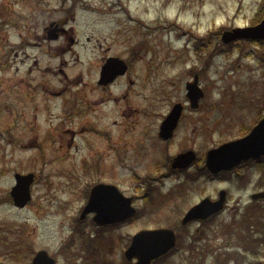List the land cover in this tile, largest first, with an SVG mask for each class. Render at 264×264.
Segmentation results:
<instances>
[{
  "label": "rangeland",
  "instance_id": "obj_1",
  "mask_svg": "<svg viewBox=\"0 0 264 264\" xmlns=\"http://www.w3.org/2000/svg\"><path fill=\"white\" fill-rule=\"evenodd\" d=\"M112 1L82 0L88 4L75 8L72 15L73 11L64 12L71 4L61 0H0V153L3 151L0 225L4 229L0 237V260L7 264H27L30 256L17 257L13 249L21 243L29 247V251L47 247L57 264H127L122 251L134 233L141 229L168 227L178 233L180 245L177 244L176 251L157 264H216L217 257L221 260L218 264L264 262L261 255L243 254L244 248L249 246L257 247L260 253L264 250V246H260V240L264 242V201L251 204L248 199L255 191V174L248 175V183L243 188L223 185L230 194L229 208L206 227H198V224L180 227L184 212L201 197L214 194V186L220 187L204 183L202 179L195 182L181 179L179 182L174 178H163L154 183L150 180L156 189L153 187L149 198H155V203L147 204V198L143 196L146 186L138 180V175L145 177L148 171L156 173L154 162L159 157L147 156V148L131 147L136 137L123 131L129 121L121 118L117 126L109 124V120H119L115 116L119 109L126 108L123 106L126 100L123 101L118 93L135 97L131 108L144 109V96L172 90L164 77L173 79L190 69L201 74L206 55L212 58H208L210 68L201 76L208 95L196 115L200 127L198 152L239 135L246 126L254 123V117L264 112V66L259 62L264 52L244 44V51L252 52V55L214 54L207 51L211 43L204 42V50L200 49L197 55L200 62H197L188 42L189 36L175 41L173 31L168 33L155 23L165 22L170 29L174 28L170 22H176L184 30L196 33L200 44L207 32L249 24L264 9L263 0H123L113 7L114 13L100 16L99 11L109 9ZM124 7L144 21H127ZM73 16L74 22H68L66 28L73 26L75 34L81 37L77 58L72 52L64 54L49 50L43 42V28L49 21H64ZM140 24L148 25V28L140 27ZM88 36H91L90 42L85 41ZM102 37L113 45L112 53L128 58L135 56L131 76L134 84L127 92H122L123 80L111 91L101 92L94 85L101 52L91 45ZM135 42L150 45V54H133ZM167 42L171 50L182 51L179 61L173 59L162 63L160 49L162 45H168ZM56 43L52 42V47ZM149 56L150 60L156 61L146 64ZM34 61L41 65L39 70L33 66ZM63 61H67L64 71L69 77L77 73L85 79L86 85H77L80 90L73 89L74 93L60 92L55 79L57 75H53L58 70V63ZM150 80L154 81L149 84ZM48 84L56 87L49 89ZM69 95L76 98V105L79 104L71 110L69 102L73 99L67 100ZM100 106L103 110H99ZM186 126L188 129V124ZM109 128L112 144L110 140H104L107 133L110 134ZM158 148V141L152 143L151 155ZM176 149L171 148L170 152ZM15 172L37 175V182L31 188V203L22 210L13 206L9 196ZM111 178L120 184L124 193L135 197V204L141 211L139 218L132 224L102 232L99 240L88 237L92 232L96 234L90 222L81 224L87 235L84 240L98 246L88 248L80 238L75 253H64L63 247L71 245L69 236L77 222L84 184ZM261 183L264 187V174ZM234 206L238 209L232 211ZM15 225L23 227L27 234L13 233L10 227ZM193 234L204 237L194 245L197 249L194 254L190 249Z\"/></svg>",
  "mask_w": 264,
  "mask_h": 264
},
{
  "label": "water",
  "instance_id": "obj_2",
  "mask_svg": "<svg viewBox=\"0 0 264 264\" xmlns=\"http://www.w3.org/2000/svg\"><path fill=\"white\" fill-rule=\"evenodd\" d=\"M264 37V20L255 27L237 28L232 31H226L222 35L224 42H228L237 38H263ZM173 113L171 118L173 117ZM177 116L174 117V119ZM172 126L175 122L170 120L165 123ZM264 155V119H262L246 137L224 144L218 149L208 153L206 165L212 172L229 169L242 160L256 158ZM193 158L191 153L180 156L179 160L188 163ZM178 161V159H177ZM30 175H16L17 185L11 192L17 205L22 204L28 199V184ZM24 187V188H22ZM20 190V191H19ZM103 190V191H102ZM16 192L19 193L22 202H19ZM255 197H264V193ZM223 203L221 193L220 199L211 202L208 199L201 201L198 205L192 207L184 216L182 223L195 219H206L210 215L217 213ZM95 211L94 220L98 224H108L121 222L134 213L130 207V199L124 198L113 187L104 189L95 187L92 190L89 203L84 213ZM175 245V235L169 229L143 230L132 237L131 244L125 252L128 260L136 258L135 264H151V262L161 255L167 253ZM52 264V260H49Z\"/></svg>",
  "mask_w": 264,
  "mask_h": 264
},
{
  "label": "flooded vegetation",
  "instance_id": "obj_3",
  "mask_svg": "<svg viewBox=\"0 0 264 264\" xmlns=\"http://www.w3.org/2000/svg\"><path fill=\"white\" fill-rule=\"evenodd\" d=\"M66 22L67 21H65L63 23L60 21L55 22V25L57 27L56 28V30H57V33H56L57 41H60L61 38H63V36L67 37V34L69 33V31L65 30V28L63 27V24H66ZM76 42H77L76 40H74L72 37H70L69 43L63 44L62 42H60L59 47L62 49H64V48L71 49ZM97 47L99 49H101L103 52H107L111 48L108 45H97ZM104 62H105L104 55H101L99 63H98V67H97L99 69L98 74L100 73V68L104 64ZM129 73H130V68H128V71L126 72V74L124 76H122V78H125L127 76V74H129ZM194 75L198 76L197 73H194L193 76ZM118 79H119V77L118 78L116 77L114 80L110 81L109 83H107L105 85H98V87L101 89H106V88H110L112 86H116L118 84ZM128 82L130 84H132V81L128 80ZM184 98H185V100H184ZM180 100L182 101L181 103L183 104V110H182L181 116L179 118L178 125L175 128V130L173 131L170 139L166 140V141H162L159 138V134H158L160 124L163 121V119L167 116V114L169 113L171 106H173L175 103L179 102ZM192 113H193V111H191L189 109V104L187 101L186 94H184V93H170L169 92V93L150 95L148 102H147V107L145 109H143V110L131 109V108H129V110L124 109L122 111V117H126L127 120L129 121L127 123L128 124L127 131L133 132V131H135L136 127L141 126L140 127V128H142V129H140L141 134L147 133L144 137H142L146 141H147V138H149L151 141H153L154 137H156V139H159V142L163 143L164 145H167L169 143L176 142V141H179L180 143L184 142L185 145H189V144H194L195 143L194 140L197 141V139H196L197 134L196 133L198 132L197 131L198 127L193 124L194 123L192 121L193 117H190L188 115V114H192ZM187 117L190 118V123L192 124V129L189 131L190 136L184 137L185 140H183V141L180 139L182 136L179 139H176V136H177V133L180 129V126L182 125L184 120L186 121ZM130 118H131V120H129ZM197 138H198V136H197ZM134 144H136L137 146L142 145L143 139L139 140V138H136L134 141ZM176 144L177 143H175L174 145H176ZM190 146H193V145H190ZM185 150H187V149H184L183 151H179V153L184 152ZM200 160L201 159L196 158V161L191 165V167L189 169H194L197 171L203 170L202 164L200 165V163H201ZM163 165H164L163 168L166 170V172H164L163 174H170L171 172H172V174H174L176 172H180L177 169L172 168V159L170 157H168L163 162ZM168 169L171 172H169ZM189 169H187V170H189ZM101 183H111V182L105 181V182H101ZM41 249L42 248H40L39 250H41Z\"/></svg>",
  "mask_w": 264,
  "mask_h": 264
},
{
  "label": "trees",
  "instance_id": "obj_4",
  "mask_svg": "<svg viewBox=\"0 0 264 264\" xmlns=\"http://www.w3.org/2000/svg\"><path fill=\"white\" fill-rule=\"evenodd\" d=\"M225 230H226V229H225ZM196 234H197V233H196ZM195 237H196V238H195ZM192 238H193L194 242L191 243V245H190V249L192 250L193 253H195V252H196V249L194 248V245H196V243H198V242H200L201 240H203L204 237L202 236V238H201V237H199V236L193 235ZM260 243H264V242H262V240H260Z\"/></svg>",
  "mask_w": 264,
  "mask_h": 264
}]
</instances>
